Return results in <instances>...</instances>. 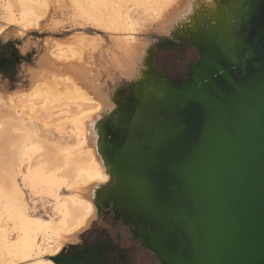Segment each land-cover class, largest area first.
Returning a JSON list of instances; mask_svg holds the SVG:
<instances>
[{
  "label": "bare ground",
  "instance_id": "bare-ground-1",
  "mask_svg": "<svg viewBox=\"0 0 264 264\" xmlns=\"http://www.w3.org/2000/svg\"><path fill=\"white\" fill-rule=\"evenodd\" d=\"M153 2L0 0V35L11 26L24 36L46 21L52 29L74 22L100 30L113 42L104 49L101 33L83 30L65 39L48 38L37 66L30 68L31 88L12 91L8 98L0 91V264H57L51 257L78 242L117 183L103 152L104 122L116 121L132 107L136 115L150 98L168 97L171 84L152 70L156 41L139 39L137 14L157 21L166 35L184 28L202 32L231 54L247 10L244 0L178 1L166 10ZM97 53L110 56L103 82L94 74ZM57 65L67 72L60 68L57 74ZM123 84L134 90L135 99H122ZM149 116L146 108L131 125L129 140L138 138ZM42 129L55 132L57 140Z\"/></svg>",
  "mask_w": 264,
  "mask_h": 264
},
{
  "label": "water",
  "instance_id": "water-1",
  "mask_svg": "<svg viewBox=\"0 0 264 264\" xmlns=\"http://www.w3.org/2000/svg\"><path fill=\"white\" fill-rule=\"evenodd\" d=\"M243 7L231 54L188 28L202 50L186 78L104 122L117 175L107 201L164 264H264V0Z\"/></svg>",
  "mask_w": 264,
  "mask_h": 264
},
{
  "label": "rangeland",
  "instance_id": "rangeland-1",
  "mask_svg": "<svg viewBox=\"0 0 264 264\" xmlns=\"http://www.w3.org/2000/svg\"><path fill=\"white\" fill-rule=\"evenodd\" d=\"M178 1H182V4L186 3V0H154L153 7L166 10V6L167 9L172 8V5ZM177 7H179V5H177ZM137 18L140 20L139 39L142 40L145 38L149 41H156L151 50V65L154 74L157 75L158 79H166L178 84L186 78V73L190 70V67L199 59L202 50V43L199 42L196 35L189 32L188 28L179 30L171 35H166L164 29L160 27L157 21L152 22L143 20L141 14H137ZM50 28L49 21H46L41 29L32 30L24 36H19V30L14 26L6 28L0 35L5 41L9 39H17L21 45L28 42L31 47L30 61H28L27 68L21 70V78L19 81L11 83L8 80H0V91L4 98H8L12 91L14 93L18 90H29L31 88L30 68L31 66H37L39 55L44 50V44L48 38L59 37L65 39L72 37L77 31L83 30L90 34L101 33L105 40L104 49L110 48L113 45V42L108 35L89 25L85 29H81L76 23L68 22L62 29ZM83 59L84 60L81 61L82 64L85 63L86 57L84 56ZM108 59H110V56H108L107 53H104L103 57H101L100 53L96 54L97 64L95 66L96 71L94 74L100 76V82L105 81V75L111 68L110 64L107 63ZM75 62L76 61H73L72 63ZM57 66H55V68H57ZM55 68L54 70L58 71L56 72L57 74L67 72L63 66H58V70ZM60 68H62L63 71ZM125 87L127 86L123 84V88H121V93L123 94L122 99L125 102L128 99H135L134 90L130 87ZM194 89L198 94L207 97L204 87L200 83H196ZM87 106L95 107V104L89 103ZM42 130L41 132L43 134L48 135L52 140H57L58 135L55 132L44 129ZM38 208L42 213L48 212L47 209H43L40 205H38ZM102 209L100 210L99 217L93 220L91 225L81 232L80 239L76 243H79L84 239H89L92 231L101 230L111 235L114 244L123 250V253L117 252L112 257V261H119L123 258V261H125L126 264H164L157 255L146 246V242L142 238L133 237L134 229L137 228L134 220H131L130 226H128L124 224L121 219H116L113 213L115 208L112 201L103 204Z\"/></svg>",
  "mask_w": 264,
  "mask_h": 264
},
{
  "label": "trees",
  "instance_id": "trees-1",
  "mask_svg": "<svg viewBox=\"0 0 264 264\" xmlns=\"http://www.w3.org/2000/svg\"><path fill=\"white\" fill-rule=\"evenodd\" d=\"M17 39L4 40L0 37V77L8 78L11 83L18 81V73L23 61H30V56L20 52ZM89 239L76 244H69L51 259L57 264H126L123 258L112 261V257L123 250L113 242V237L101 230L90 233Z\"/></svg>",
  "mask_w": 264,
  "mask_h": 264
},
{
  "label": "crops",
  "instance_id": "crops-1",
  "mask_svg": "<svg viewBox=\"0 0 264 264\" xmlns=\"http://www.w3.org/2000/svg\"><path fill=\"white\" fill-rule=\"evenodd\" d=\"M18 46H19L20 52L23 55H28L29 54V56H31L30 55L31 54V47H30L28 42H25L24 45L19 44ZM28 63H29L28 61H23L22 64H21V70L24 69V68H27ZM21 70H20V72H21ZM20 72L18 73V78H17L18 81L21 78L20 77ZM0 80H3V79L0 77ZM4 80L10 81L8 78H6Z\"/></svg>",
  "mask_w": 264,
  "mask_h": 264
},
{
  "label": "flooded vegetation",
  "instance_id": "flooded-vegetation-1",
  "mask_svg": "<svg viewBox=\"0 0 264 264\" xmlns=\"http://www.w3.org/2000/svg\"><path fill=\"white\" fill-rule=\"evenodd\" d=\"M133 237H134V235H133ZM135 238V237H134Z\"/></svg>",
  "mask_w": 264,
  "mask_h": 264
}]
</instances>
